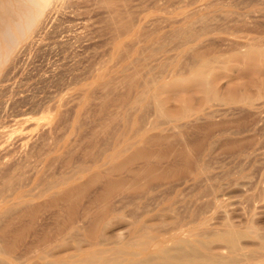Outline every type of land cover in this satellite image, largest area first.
Wrapping results in <instances>:
<instances>
[{
	"label": "rangeland",
	"instance_id": "1",
	"mask_svg": "<svg viewBox=\"0 0 264 264\" xmlns=\"http://www.w3.org/2000/svg\"><path fill=\"white\" fill-rule=\"evenodd\" d=\"M51 9L0 79V257L131 264L231 228L255 234L228 264H264V0ZM215 57L209 92L192 78ZM142 235L154 239L146 252ZM210 244L205 253L231 256Z\"/></svg>",
	"mask_w": 264,
	"mask_h": 264
},
{
	"label": "bare ground",
	"instance_id": "2",
	"mask_svg": "<svg viewBox=\"0 0 264 264\" xmlns=\"http://www.w3.org/2000/svg\"><path fill=\"white\" fill-rule=\"evenodd\" d=\"M59 1L61 2L62 0H14L11 3H7V4L3 5V6H1V9H0V79L3 76V68H4L5 64L8 63V61L10 59L11 60L12 59L16 60L15 50H16V47H17V44L19 43V41L23 37H25L30 30H32V28L37 23V21L46 12H48L47 10L51 9L53 3H56V2L59 3ZM249 50L250 51L252 50V52L254 50L258 51L256 48H251ZM262 52L264 53V50H262ZM259 55H261V54H259ZM224 60H223V62H224ZM218 62H220V58L217 59V57H215V59H211V58L204 59V60L202 59L200 65L195 69V74L193 73L194 78H192V79H195V81L198 82L197 84L204 86L205 90H208L209 92H212V90H213L212 88L213 87L211 86L210 82H209L210 85H208L209 78H207V77H208L209 74H213L214 73V65H215V67L218 66L217 64H214V63H218ZM173 64H174V62H173ZM220 64H221V62H220ZM217 68H215V70H217ZM179 80H180V78H178V79L176 78V79L172 80V82H169V83L166 82L168 84L164 83V84H161L159 86L162 88L161 90H163V88L175 89V88H177V86L179 85V82H181L182 79L180 81ZM152 85H154V83ZM159 89L160 88H158V90ZM148 91H150V89ZM157 91L156 92L153 91V92H155L154 93L155 95H152V96H156V101L158 102L157 106L160 109L158 107L157 108L159 110H162L161 112H163L165 108L163 109L164 105H163V102L160 100L159 94L156 95L158 93ZM151 94H153V93H151ZM157 97H159V98L157 99ZM127 145H129V144H127ZM116 153L114 154V158H115V156L117 157L118 155H120V154H116ZM253 234H255V232L250 230V233H249L250 237H254ZM257 234H258V238H262L259 233H257ZM197 235H199V234H197ZM249 235L246 234L245 231L241 232V231L229 228L228 230L226 229L224 232L217 233V234L214 233L210 237L208 236L209 238H207L206 240H203V239H201V240H193V238L190 239L191 237L189 239H185L187 236L186 237L184 236L183 238L182 237L181 238H175V240L172 238L174 240L173 242H175L173 244L174 246L171 244L173 246V248H171L172 246L171 247L170 246L166 247L167 245L166 246L162 245V246L159 247V246H156L157 244H155V246L158 247L156 255L151 254V253H154V251L153 252L150 251L151 253L150 252H148V254L144 253L145 255L143 257H140V256L138 257L137 256L138 255L137 251L139 250V253H141L140 248H142V251L146 252L148 250V248H147L148 243L150 242L151 239H153V238H151L150 240L149 239H145V236L142 235V237L139 238V239H141V241L139 240L140 241L139 242L137 240V244H139L138 246L140 248H138V250L136 249L137 250L136 252H134L135 248H134V251H132V253L137 254L136 257L132 256L133 258L129 257L128 259L129 260L133 259L131 264H228V263H231V262L233 263V261H232L233 259L235 261L236 260L235 258H239L240 257V256L238 257L237 255H244L243 251H241L242 249L240 248L239 242H240V238L241 237L249 236ZM143 236H144V238H143ZM147 238H148V236H147ZM213 242H224V243H227L228 248L231 250V256H227L226 257L224 255L223 251L219 252V253H216V254L205 253L206 252L205 248L208 247V249H209L210 247H212L210 243H213ZM132 244H133V246L137 245L136 243L135 244L132 243ZM159 244L160 243H158V245ZM209 244H210V246H208ZM149 245H150V243H149ZM138 246H135V247H138ZM262 247L264 248V241L262 242ZM0 248H1V246H0ZM201 248H204L203 249V250H205L203 252L204 254L200 253V249ZM208 251H210V250H208ZM93 254H92V256H93ZM95 254H97V253H95ZM97 255H94V256L97 257ZM141 255H143V254H141ZM245 255H247V254H245ZM0 256H1V254H0ZM92 256L88 257V258L85 257L86 258V262L83 263V264H92V262H96L95 261V257L94 256L92 257ZM100 257L98 256V258H100ZM228 257H230L229 259L231 260V262H230V260L228 261ZM104 258L105 257H102V259L100 258L97 261L98 262H102L103 261L102 264H107L106 262L109 259H107V261H105L106 258L105 259ZM11 260L10 259L9 260H5V259H2L0 257V264H13V261H11ZM66 260L67 259L53 260V261H51V264H72L73 263V262L72 263L71 262H67ZM82 260H84V258ZM237 261H236V263H237ZM80 262H82V261H80ZM109 264H111V263L109 262Z\"/></svg>",
	"mask_w": 264,
	"mask_h": 264
}]
</instances>
